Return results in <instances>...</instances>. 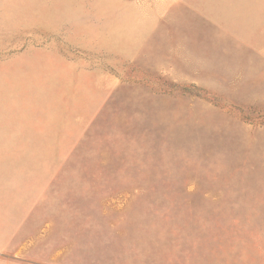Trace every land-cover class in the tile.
Returning <instances> with one entry per match:
<instances>
[{"label":"rangeland","instance_id":"rangeland-1","mask_svg":"<svg viewBox=\"0 0 264 264\" xmlns=\"http://www.w3.org/2000/svg\"><path fill=\"white\" fill-rule=\"evenodd\" d=\"M67 1L102 0H0V264H264V0L174 2L133 57L36 29Z\"/></svg>","mask_w":264,"mask_h":264},{"label":"crops","instance_id":"crops-1","mask_svg":"<svg viewBox=\"0 0 264 264\" xmlns=\"http://www.w3.org/2000/svg\"><path fill=\"white\" fill-rule=\"evenodd\" d=\"M102 1L92 6L90 2L75 3L79 1H73V10L70 4L68 6L71 10L67 9L68 1L61 5L57 4L59 7L66 4L65 13L70 11L69 14L73 18L67 21L60 20V24L52 19L35 21L34 26L37 27L36 29L41 27V31L53 36L64 32L67 45L79 50L91 48V50L108 51L118 57H133L166 17V11H169L171 4L186 0ZM84 3V12L77 14ZM74 18L78 20L75 21ZM55 48L56 45L52 44L45 48L29 49L34 52L26 54L39 56L45 53L69 65L68 56L62 53L55 54L52 52Z\"/></svg>","mask_w":264,"mask_h":264}]
</instances>
